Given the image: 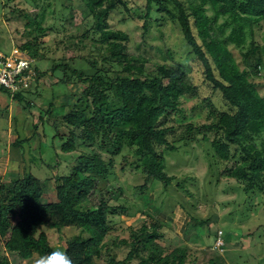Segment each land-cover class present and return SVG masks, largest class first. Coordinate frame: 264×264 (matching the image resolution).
I'll list each match as a JSON object with an SVG mask.
<instances>
[{"label": "trees", "instance_id": "trees-1", "mask_svg": "<svg viewBox=\"0 0 264 264\" xmlns=\"http://www.w3.org/2000/svg\"><path fill=\"white\" fill-rule=\"evenodd\" d=\"M30 1L29 6H40V9L34 14L19 9L26 27L24 34L31 41L22 42L17 48L31 59L39 80L47 72L35 62L41 64L45 56L38 51V39L45 31L42 22L49 3ZM82 1L87 9L82 11V17L93 18L84 34L90 36L92 47L101 52V59L115 68L114 75H110L112 70L103 71L97 62L87 63L83 58L46 60L50 74L60 73V83L76 77V88L81 86L79 92L73 89L65 93L55 109L67 132L58 133V125L51 122V138L62 140L60 150L77 155L70 170L55 178V201H42L41 181L26 169L8 183L0 182V237L4 250L16 260L30 263L55 249L47 230L60 231L74 226L78 233L64 248L74 264H195L196 258H190V250L185 245L166 248L162 227L170 226L176 209L166 220L164 210L154 217L143 213L139 223L124 227L127 237L117 235L113 240L106 237L118 227L116 217L126 214L122 205H111L108 201L109 196L116 199L124 190L121 186L115 187L114 158L127 151L122 157L124 162L144 173V181L134 186V193L143 195L153 179L161 181L166 188L171 177L166 171L165 153L177 149L173 139H168L175 124L168 121L174 123V116L184 113L181 103L187 95L198 94V85L181 65L163 63L151 68L145 64L149 57L129 54L126 33L109 29L105 21L110 10L117 7L116 3L103 7L104 0ZM135 10L137 17L143 19V33L148 29V21L170 20L177 24L190 60L197 66L192 65V70L202 76L212 92L218 93L215 99L211 95L200 97L199 103L209 118L207 122L180 123L175 140L184 143L208 140L215 160H226L221 172L239 184L250 200L256 195L264 198V95L259 93L258 83L254 81L264 69V38L261 42L256 40V27L264 20V0H145L144 6H136ZM231 45L239 49L242 68ZM165 53L172 59L169 48ZM118 64L126 65V69L118 72L121 69ZM131 64L136 68L132 74L129 73ZM0 87L23 108L32 104L27 97L32 92L30 88L16 96L3 85ZM38 113L39 124L48 122L43 110ZM15 132L20 134L18 127ZM25 140L17 137L12 145L19 148ZM25 152L21 150L22 155ZM129 156L134 159L128 161ZM260 204L263 214L264 202ZM176 208L183 212V233L188 235L202 226L217 236L220 229L215 228V220L197 218L184 208ZM259 226H264V221L255 229ZM113 246L125 248L122 258L116 257ZM209 249L213 256L208 264H221L223 256L210 246L204 251ZM0 264H9L6 254H0Z\"/></svg>", "mask_w": 264, "mask_h": 264}, {"label": "rangeland", "instance_id": "rangeland-1", "mask_svg": "<svg viewBox=\"0 0 264 264\" xmlns=\"http://www.w3.org/2000/svg\"><path fill=\"white\" fill-rule=\"evenodd\" d=\"M121 1L125 5L116 0H104L103 7L116 3L117 7L110 10L105 21L109 29L126 33V51L129 54L149 57L145 64L151 68L163 63L181 65L192 76V82L198 85V94L187 95L181 103L184 113L176 114L174 123L168 121V124H175L174 130L169 132L168 139H173V145L177 146V149L165 153L166 171L171 177L166 188L161 181L153 179L148 182V191L143 195L134 193V186L143 183L144 173L134 170L133 164L124 162L122 157L127 151L114 158L115 187L121 186L124 190L116 199L109 196L108 201L111 205H122L126 214L122 218L116 217L118 227L112 230L106 239L113 240L117 235L119 238L127 237L124 227L139 223L144 217L143 213L154 217L160 210H164V220H166L176 209V213L174 211L173 214L175 217L172 216L169 222L170 226L162 227L167 250L185 245L190 250V258H196L195 264H208L213 254L210 249L209 251L204 249L210 246L223 256L224 260L221 264H264V226L255 229L264 221L260 204V201L264 202V198L256 195L253 196V201L250 200L239 184L221 172L224 170L222 164L226 160L219 162L215 160L208 140L190 143L175 140L179 136L180 123L207 122L209 118L206 116L203 104L199 103L200 97L211 95L215 99L218 93L212 92L204 83L202 76L192 70V65L195 68L197 66L190 60L191 56L187 53L177 24L170 20L148 21V29L143 33V19L138 18L134 11L136 6H144L145 0ZM30 2V0H0V49L4 50L5 54L9 53L10 48H17L22 42L31 41L30 36L24 34L26 27L19 11L26 9L30 14L39 11L40 6H29ZM46 3H49V6L42 22L45 31L41 32L38 39L40 43L38 51L45 56L40 61L41 64L36 61L35 65L47 72L43 77L39 76V80L36 78L30 87L32 92L27 97L31 98L32 104L29 108H23L15 98L9 96L7 90L0 87V182L8 183L13 176L21 174L26 169L40 179L44 202L56 200L55 178L70 170L73 157L77 155L63 153L60 150L62 140L58 137L51 138L53 121L58 125V133L67 132L66 127L58 119L61 116L55 114V109L60 105L65 93L73 92V89L77 92L81 90V86L76 88L78 84L76 77H73L74 80L60 83V73L50 74L48 58L55 62L60 59L68 60L71 57L78 60L83 58L87 63L97 62V66L103 71L112 70L110 75H114L112 73L115 69L110 63L101 59V52L98 53L97 48L92 47L90 36L84 34L91 27L93 18L91 15L82 17V11L87 10L82 0H41L42 5ZM208 13L211 14V11L209 10ZM218 21L221 22L222 18L219 17ZM256 28V40L261 42L264 38V20ZM166 48L171 50L172 59L165 53ZM230 49L242 68L244 65L239 49L233 45ZM22 54L27 56L25 53ZM118 67L121 68L118 72L126 69L124 64H118ZM130 69L131 74L136 70L133 64ZM254 81L258 83L259 93L264 95V69ZM35 87L38 90H34ZM15 94L23 95L20 91ZM38 110L44 111L45 117L49 119L48 122L39 124ZM15 119H18L19 124ZM35 121L37 126L33 128ZM16 127L19 129V135L15 132ZM209 135L211 136L212 133L210 132ZM17 137L27 139L21 142L20 149L12 145V140ZM90 149L92 150V146ZM21 150L26 151L24 155L21 154ZM132 159L134 158L129 156L128 161ZM122 166L123 170H120ZM93 201L97 202L96 197ZM176 207L190 211L197 218L207 217L212 221L215 220V228L222 230V234L217 231V236L220 235L222 239V245L218 247L215 243L217 236H214L212 231L210 233L207 229H203L202 226H198L199 229L195 230V233L191 232L188 235L183 233L181 219L183 212ZM248 232L250 234L245 235L247 237H240ZM47 233L50 244L55 249L64 251L66 244L78 233V229L69 226L60 231L47 230ZM112 249L117 258L124 256L125 248L113 246ZM0 254H6L9 264H29L28 261H18L16 257L7 253L1 237ZM38 259V257L34 258L30 264H35Z\"/></svg>", "mask_w": 264, "mask_h": 264}, {"label": "built area", "instance_id": "built-area-1", "mask_svg": "<svg viewBox=\"0 0 264 264\" xmlns=\"http://www.w3.org/2000/svg\"><path fill=\"white\" fill-rule=\"evenodd\" d=\"M31 59L24 56L18 48H13L8 54L0 50V85L9 89L11 94L30 88L38 73L31 66ZM221 234V231H218ZM215 243L222 245L220 235Z\"/></svg>", "mask_w": 264, "mask_h": 264}, {"label": "clouds", "instance_id": "clouds-1", "mask_svg": "<svg viewBox=\"0 0 264 264\" xmlns=\"http://www.w3.org/2000/svg\"><path fill=\"white\" fill-rule=\"evenodd\" d=\"M35 264H74V260L65 251L54 249L42 255Z\"/></svg>", "mask_w": 264, "mask_h": 264}, {"label": "crops", "instance_id": "crops-1", "mask_svg": "<svg viewBox=\"0 0 264 264\" xmlns=\"http://www.w3.org/2000/svg\"><path fill=\"white\" fill-rule=\"evenodd\" d=\"M15 149V148H14ZM30 264V263H29ZM32 264V263H31Z\"/></svg>", "mask_w": 264, "mask_h": 264}]
</instances>
